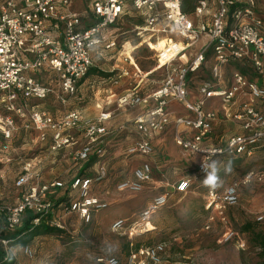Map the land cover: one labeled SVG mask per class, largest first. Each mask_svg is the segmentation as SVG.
<instances>
[{"label": "built area", "instance_id": "obj_1", "mask_svg": "<svg viewBox=\"0 0 264 264\" xmlns=\"http://www.w3.org/2000/svg\"><path fill=\"white\" fill-rule=\"evenodd\" d=\"M71 2L0 0V111L5 112H0V154L11 153V142L18 131L16 118L20 116L26 119L24 128L38 132L41 142L51 133L53 151L73 144L68 132H82L85 143L74 154L76 162L105 156L110 138L115 135L106 126L112 120L110 112L85 119L81 112L71 111L55 120L32 106L31 101L54 96L66 105L94 67L99 51L116 48L117 25L128 16L142 22L134 32L155 53L156 67L164 70L165 77L158 88L145 93L140 89L146 76L132 69L136 66L134 60L125 57L127 67L112 71L114 85L130 80L117 98L118 110L137 112L133 124L139 139L125 155L151 158L156 152L152 138L172 132L179 149L200 158L193 178L181 179L175 186L178 193L187 194L193 182L206 176L203 166L211 160L223 156L251 158L264 153V111L260 109L264 105V17L255 0H196L192 15L183 12L182 0H92L86 19L70 9ZM209 62L210 77L199 80ZM227 71L230 85L223 88ZM36 72L48 74L51 81L55 78L58 89L30 75ZM197 81V99L193 100L191 83ZM212 100H217L220 108L207 109ZM176 104L190 115L179 114L173 107ZM223 120L239 127L241 133L217 135V124ZM37 165L34 160L24 162L16 181L23 192L21 199L16 204H0V222L11 232L22 225L27 213L36 216L34 224L51 216L53 226L66 230L49 199L54 190H62L66 184L58 180L43 182ZM104 175L75 177L68 187L78 194H70L64 212L89 223L94 214L106 210L108 204L92 194L94 182ZM153 175V164L145 161L134 169L132 179L121 182L117 189L140 193ZM253 176L254 172L244 184L250 183ZM239 187L233 183L222 192L208 191L205 210L212 214L206 230L216 215L226 221L225 211L239 201ZM167 203L168 194H159L136 220L119 219L112 224L114 233L132 242L124 261L114 257L117 264H166L164 243L135 248L133 237L150 229L152 217ZM236 237L237 233L229 230L224 241ZM1 243L7 253L10 242ZM240 245L245 244L241 241ZM23 253L30 259L35 256L29 245L24 246ZM112 259L98 256L95 264H111Z\"/></svg>", "mask_w": 264, "mask_h": 264}, {"label": "rangeland", "instance_id": "obj_2", "mask_svg": "<svg viewBox=\"0 0 264 264\" xmlns=\"http://www.w3.org/2000/svg\"><path fill=\"white\" fill-rule=\"evenodd\" d=\"M91 1L72 0L70 9L79 12L86 19L90 17ZM255 2L256 8L264 17V0ZM141 24L140 19L136 17H125L123 22L117 25L116 48L103 49L94 58L93 69L96 71L87 78L89 81L94 80L93 83L97 85H92L94 92L93 89L89 92L88 97L91 100L95 99V90L98 88L104 90L113 86L114 93L124 89L116 88L118 85L112 84L111 77L114 75L113 68L127 67V63H123V58L128 54H131L136 64L132 69L138 70L142 77L146 76L140 90L147 93L160 86L165 72L157 69L155 53L134 32L135 27ZM163 44L164 42L161 46ZM233 67L230 69L233 70ZM30 75L41 78L44 82L50 77L46 73L41 76V72ZM126 86L124 84V87ZM107 95L108 93L101 92L99 97ZM68 102L64 106H68ZM44 103H51L50 109H46L48 112L62 111L63 104L55 97L45 101H31V105L38 106L37 109L40 110L43 109L40 105ZM115 106L112 105L110 108L114 111ZM113 128L115 130L118 126ZM22 131L18 130L17 137L15 134L11 142L12 161L7 163L0 161V204H15L21 199L23 192L17 188L16 181L25 161L35 158L36 161H40L41 164L37 165V168L41 172L43 182L60 180L68 187L72 178L80 174L81 164L74 160L77 146L70 145L60 151H53L51 133L45 142H41L38 139L39 134H35L33 130L28 136ZM159 144L157 163L153 165L158 170L155 179L146 184L140 193L120 192L117 186L124 180L132 179L134 169L139 164L150 161V158L142 155L127 157L125 150H119L120 152L114 155L117 158L114 164L106 169V179L95 182L92 187V193L107 200L109 207L94 214L89 223L83 222L76 214L64 212L62 205L68 201L66 188L52 195L55 216L61 217L66 228L65 234L34 238L28 244L35 253L33 259L24 255L22 249L13 248L15 243H10L8 249L17 252L15 259L11 261L12 264H95L98 256L118 257L124 261L127 256L128 239L112 231L113 222L118 219L136 220L147 203L159 194H168V203L152 217L151 223L154 227L152 230L138 232L133 237L134 244L147 246L146 244L164 243L167 249L166 264H264L263 254L253 243L251 233L240 231L250 223L253 224L254 230L264 232V153L243 160L229 157L216 159L221 162L219 177L222 183L214 190L222 192L227 186L238 183L239 201L225 211V222L216 215L211 228L206 230L207 221L212 213L205 210L207 193L211 189L202 184L204 178L193 182L187 194H180L175 189L179 180L193 178L196 173L195 159L177 148L171 134L162 137ZM229 163L231 171H225V166ZM86 166L82 165L83 175L99 170L94 169V166H90L91 168ZM252 172L254 176L250 183L244 184ZM71 194L75 197L78 193ZM70 199L71 197L69 201ZM229 230L237 233V237L225 242L224 236ZM241 241L244 242V246L240 245ZM102 247L119 250L109 256L101 251Z\"/></svg>", "mask_w": 264, "mask_h": 264}, {"label": "crops", "instance_id": "obj_3", "mask_svg": "<svg viewBox=\"0 0 264 264\" xmlns=\"http://www.w3.org/2000/svg\"><path fill=\"white\" fill-rule=\"evenodd\" d=\"M90 5V3H89ZM210 65H211V62H209L205 68H203L200 76H199V80H201V78H209L210 77ZM115 68H113L114 70ZM117 70H119L117 68ZM226 78H225V82L223 83L222 87L223 88H226L230 85V72H226ZM114 77V75L111 77V80L112 78ZM88 78V77H87ZM87 78H85L79 85L78 87V92L76 94L75 97L73 98H70L69 99V104L68 106H64L62 107V111L61 112H58L57 110H53V111H50L48 112L46 109H50L51 107V103H44V104H41L40 107L43 108V109H39L40 111H46L48 112L55 120H59L60 118H62V116L67 113V112H71V111H78V112H81L82 115L84 116L85 119H95V118H98L99 115L103 112H110L112 114V120L107 122L106 123V126L108 127L109 130L111 131H114L115 135H113L111 138H110V141L107 145V149H106V154L103 158H100V159H96L95 162L93 163L94 165V169H99L101 171H96L94 170V172H90L88 173L87 175H82V176H99L101 175L102 173H104V177L101 178L100 180H104L106 179V169L108 170V168H110L112 166V164H114V162L116 161V158L117 156H114V155H117L118 152H120L121 150H126L134 143L136 142L138 139H139V136L138 134L136 133L135 129H134V124H133V121H134V117L136 115V111H122V110H118L117 108V98L118 96L124 92V90L127 89L128 87V84L130 83V80H122L120 82V84L116 87H120V89L124 88L123 90H121V92L119 93H114L112 88H109V89H100L98 88L97 90H95V99L91 100L88 95H89V92L91 89H93L92 91L94 92V87L93 86H97L96 83H93L94 80H87ZM51 80H48L46 81V83L49 84H52V86L57 90L58 89V85L55 81V78L52 79V81L50 82ZM55 81V82H54ZM124 82L125 86L124 87V84L122 85L121 83ZM113 84V83H112ZM197 84H198V81L197 82H193L191 83V90L193 91V100L197 99V95H196V87H197ZM93 85V86H92ZM114 85V84H113ZM122 85V86H120ZM92 86V87H91ZM102 90V91H101ZM119 90V89H117ZM101 92H105V93H108L107 96H103L102 98L99 97ZM51 97H54V96H51ZM116 97V98H115ZM56 99V98H55ZM48 100V99H47ZM54 105V103H53ZM112 105H116L115 107L116 108H113L114 111L110 108L112 107ZM38 108V106H36ZM65 107H68L67 109H65ZM175 110H177V112L181 115H184V116H189L190 114H188L184 108H182L181 106L179 105H174L173 106ZM211 108H220V104L218 103L217 100H212V101H208L207 103V109H211ZM261 110L264 111V105L260 107ZM0 112H2V114L5 112L3 110H1ZM118 112V113H116ZM131 114H130V113ZM128 114V115H127ZM16 121H17V125H18V130L21 129L24 130L22 132H24L23 134L25 136H28L29 132L32 131V130H28V129H25L24 128V125L26 123V119L25 118H22V117H17L16 118ZM131 124V125H130ZM117 127V129L114 130L113 127ZM34 131V130H33ZM229 132L231 133H241V130L239 129V127H234L233 124H231L230 122H226V121H221L220 123L217 124V127H216V133L217 135L218 134H228ZM35 134H38V132L34 131ZM16 134V133H15ZM15 134H14V137L12 139V142L15 138ZM68 134L74 139L73 141V144L74 146H77L76 148L78 150H75V153L79 150L82 149L84 143H85V138H84V134L82 132H76V131H70L68 132ZM170 135L171 134V137H172V140H173V134L172 132H168L162 136H155L152 138V143L154 145V148H155V155L153 157L150 158V162L155 165L157 162H156V158H157V148L158 146L160 145L159 144V141L162 137L166 136V135ZM18 134H16V137H17ZM51 137V136H50ZM132 139V140H131ZM2 141V140H1ZM79 146V147H78ZM178 148V147H177ZM179 149V148H178ZM110 150V151H109ZM120 150V151H119ZM181 150V149H180ZM182 151V150H181ZM183 152V151H182ZM189 156H192L195 161H196V170H197V167H198V161H199V157L196 156V155H192V154H188ZM0 161H5V163L7 162H10L12 161L13 159V155L12 154H2L0 155ZM36 159V158H35ZM35 159H31V160H34L38 165H40V161H36ZM77 164H81L80 165V168H79V173H81L82 171V165L84 166L86 163H79V162H76ZM142 164V163H141ZM141 164H139L138 166H140ZM91 166V167H92ZM137 166V167H138ZM90 167V168H91ZM136 167V168H137ZM113 170V167L111 168ZM153 170H154V175H153V179L152 181H154L155 179V174L157 173V167L155 168V166H153ZM103 171V172H102ZM197 172V171H196ZM93 173V174H92ZM196 174V173H195ZM81 175L77 174L76 176H74L72 178V180L75 178V177H80ZM133 177V176H132ZM71 180V181H72ZM99 180V181H100ZM54 181H57V180H54ZM60 181V180H58ZM71 181L69 182V184L71 183ZM125 181V180H124ZM151 181V182H152ZM45 182V181H44ZM53 182V181H52ZM63 182V181H62ZM97 182V181H95ZM94 182V184H95ZM46 183H51V182H46ZM65 183V182H64ZM178 183V182H177ZM66 184V183H65ZM93 184V185H94ZM93 187V186H92ZM60 190H54L52 192V194L49 195V199L52 200V195L56 194L57 192H59ZM93 194V193H92ZM95 195V194H93ZM97 196V195H95ZM99 197V196H97ZM156 197V196H155ZM100 199L104 200L106 203H107V200L99 197ZM16 204V203H15ZM108 204V203H107ZM109 205V204H108ZM63 206V205H62ZM146 207V206H145ZM55 212V211H54ZM100 213V212H99ZM69 214V213H67ZM97 214V213H96ZM61 218V217H60ZM119 220V219H118ZM115 222V221H114ZM113 222V223H114ZM120 234V233H118ZM22 252H23V249H22ZM24 254V253H23Z\"/></svg>", "mask_w": 264, "mask_h": 264}, {"label": "trees", "instance_id": "obj_4", "mask_svg": "<svg viewBox=\"0 0 264 264\" xmlns=\"http://www.w3.org/2000/svg\"><path fill=\"white\" fill-rule=\"evenodd\" d=\"M195 1L196 0H182L183 12H185L189 15H192L194 12ZM95 71L96 70L91 68L87 77H89ZM225 157H229V156H223L222 158H225ZM229 158H233V157H229ZM245 158H246L245 156H242V157H238L235 159L243 160ZM95 160H96V158H91V160L86 163V165H87L86 168H89L90 166H92L93 163L95 162ZM80 175L82 176L83 174L80 173ZM203 178H205V177H199L197 180L203 179ZM65 188H66V192H68V201L65 202L66 203L65 205L63 204L64 208L68 207L69 197L71 194L70 187H65ZM163 208H161L159 211H161ZM35 218H36V216L32 215L31 213H27L25 218L23 219L22 225L17 230H15L13 232H11L10 230L7 229V226L5 225V223L0 222V264H9V262L6 259L7 253L5 252V250L2 246V243H1L2 240L9 241L10 243H15V244H20V245L26 246L34 238L39 237V236H43V235L62 236L63 234H65L64 230H61V229H59L56 226H53L51 224V216L45 220H42L39 224H34L33 221ZM240 231L243 233H246V232L251 233V239H252L253 243L255 244V246L257 248H259L261 250L263 257H264V232L254 230L253 224H250V223L246 224ZM124 237L128 239L127 248H126V253L128 254L130 251V246H131L132 242L129 240V238L127 236H124ZM146 245L151 246L148 244H146ZM141 246H145V245L137 244V243L134 244L135 248H140ZM11 264H12V262H11Z\"/></svg>", "mask_w": 264, "mask_h": 264}, {"label": "clouds", "instance_id": "obj_5", "mask_svg": "<svg viewBox=\"0 0 264 264\" xmlns=\"http://www.w3.org/2000/svg\"><path fill=\"white\" fill-rule=\"evenodd\" d=\"M220 164H221L220 161L213 159L208 163V165L206 167L203 166L204 171L206 172V176L202 180V184L205 187H208V188L214 190L221 185L222 181H220V177H219ZM225 171H231V164L230 163L227 166H225ZM13 248H15L17 250H21V249H24V246L20 245V244H16V245H14ZM10 249L7 250V255H6V259L9 262V264H11V261L14 260L16 255H17V252H13ZM118 250H119L118 248L117 249L105 248V247L101 248V251L105 252L109 256H112L113 253L118 252ZM111 264H117L114 257L111 260Z\"/></svg>", "mask_w": 264, "mask_h": 264}, {"label": "bare ground", "instance_id": "obj_6", "mask_svg": "<svg viewBox=\"0 0 264 264\" xmlns=\"http://www.w3.org/2000/svg\"><path fill=\"white\" fill-rule=\"evenodd\" d=\"M127 54H128V53H127ZM126 58H128V59H132L131 54L126 55ZM149 226H150V229H151V230L154 228L152 224H150Z\"/></svg>", "mask_w": 264, "mask_h": 264}]
</instances>
